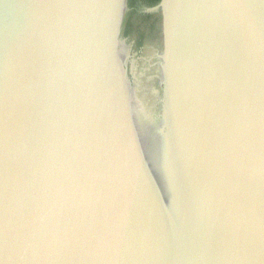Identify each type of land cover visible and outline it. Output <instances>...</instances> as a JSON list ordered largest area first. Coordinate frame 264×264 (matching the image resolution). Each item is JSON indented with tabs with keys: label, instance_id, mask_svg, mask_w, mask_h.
I'll return each instance as SVG.
<instances>
[{
	"label": "water",
	"instance_id": "obj_1",
	"mask_svg": "<svg viewBox=\"0 0 264 264\" xmlns=\"http://www.w3.org/2000/svg\"><path fill=\"white\" fill-rule=\"evenodd\" d=\"M0 264H264V0H0Z\"/></svg>",
	"mask_w": 264,
	"mask_h": 264
},
{
	"label": "flooded vegetation",
	"instance_id": "obj_2",
	"mask_svg": "<svg viewBox=\"0 0 264 264\" xmlns=\"http://www.w3.org/2000/svg\"><path fill=\"white\" fill-rule=\"evenodd\" d=\"M148 23H145V26L147 25ZM142 25L141 23H137L136 27H134V29L136 30L137 32V35L141 37L142 33L140 32V30H142Z\"/></svg>",
	"mask_w": 264,
	"mask_h": 264
},
{
	"label": "trees",
	"instance_id": "obj_3",
	"mask_svg": "<svg viewBox=\"0 0 264 264\" xmlns=\"http://www.w3.org/2000/svg\"><path fill=\"white\" fill-rule=\"evenodd\" d=\"M145 1H147L149 4H155L160 0H145Z\"/></svg>",
	"mask_w": 264,
	"mask_h": 264
}]
</instances>
